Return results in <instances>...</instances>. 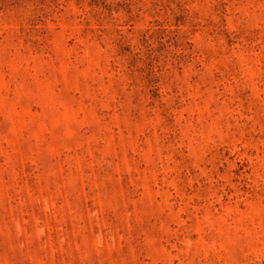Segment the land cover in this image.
Returning a JSON list of instances; mask_svg holds the SVG:
<instances>
[{
    "label": "rangeland",
    "instance_id": "374dc122",
    "mask_svg": "<svg viewBox=\"0 0 264 264\" xmlns=\"http://www.w3.org/2000/svg\"><path fill=\"white\" fill-rule=\"evenodd\" d=\"M0 264H264V0H0Z\"/></svg>",
    "mask_w": 264,
    "mask_h": 264
}]
</instances>
